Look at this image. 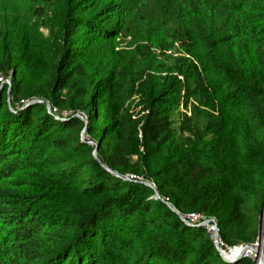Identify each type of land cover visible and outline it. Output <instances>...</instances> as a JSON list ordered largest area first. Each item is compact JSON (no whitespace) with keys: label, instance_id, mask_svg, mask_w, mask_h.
<instances>
[{"label":"trees","instance_id":"trees-1","mask_svg":"<svg viewBox=\"0 0 264 264\" xmlns=\"http://www.w3.org/2000/svg\"><path fill=\"white\" fill-rule=\"evenodd\" d=\"M2 2L0 264H254L178 212L258 240L264 0Z\"/></svg>","mask_w":264,"mask_h":264},{"label":"built area","instance_id":"built-area-1","mask_svg":"<svg viewBox=\"0 0 264 264\" xmlns=\"http://www.w3.org/2000/svg\"><path fill=\"white\" fill-rule=\"evenodd\" d=\"M140 177L130 174L125 175V179L136 180ZM141 179V178H140ZM142 180V179H141ZM147 182V181H143ZM178 212V211H177ZM180 218L189 226H202L206 228L210 238L214 241L220 254L225 257L228 262H236L239 259L249 256L252 249L248 247V244L230 245L221 235V227L219 220L216 216H207L204 213L193 211L188 213L178 212ZM257 243V242H256ZM256 243H251L257 245Z\"/></svg>","mask_w":264,"mask_h":264},{"label":"rangeland","instance_id":"rangeland-1","mask_svg":"<svg viewBox=\"0 0 264 264\" xmlns=\"http://www.w3.org/2000/svg\"><path fill=\"white\" fill-rule=\"evenodd\" d=\"M11 3H13V6H15L17 9H19V10H23V8H25L26 6H27V4L29 3V0H3V2H2V6H5V7H10V4ZM37 21V18H33V20H32V22H36ZM132 36L131 35H127V36H125V37H121V38H119L118 40L120 41V43H119V46L117 47V49L119 50V49H127V48H130V47H132L131 45H132ZM169 54H171V53H169ZM2 56V55H1ZM0 56V57H1ZM160 57H164V56H160ZM3 83H5V84H7L8 85V87H9V90H12V88H13V80H12V76H8V77H5L4 78V80H3ZM26 85L28 84V85H31V84H33V82L31 81V79L28 81H26V83H25ZM24 102H23V104H34V103H36V102H43L44 100H42V99H38V98H35V97H32V98H29V99H24L23 100ZM127 105H128V103H127ZM48 106V108H49V110H51V106L48 104L47 105ZM131 111H133V112H136L135 111V109L132 107V110ZM184 111V108H181V109H176L174 112H173V114H172V116H173V119H174V125L176 126V127H178L179 126V124L181 123V121H183V119H184V114H186V113H184L183 112ZM187 111V114H188V116H191V115H193V113H192V110H191V108H189L188 110H186ZM135 115H134V118H136L137 117V113H134ZM77 115H78V117H80L81 119H83L84 121H85V128H84V130H83V133H82V138L83 139H90V132H88L87 133V129H88V127H87V125L89 124V122H90V117H89V113H87V112H84V111H79L78 113H77ZM174 126V127H175ZM90 143L91 144H96V142L95 141H93V140H91L90 141ZM97 157H98V154H97ZM134 159H137V155H134ZM116 175V174H115ZM125 176V175H124ZM149 183H151V185L153 184V186L155 187V188H153V189H157L156 188V185H155V183H153L152 181H148ZM156 195V194H155ZM239 244H242V243H238V244H236V245H239ZM243 244H245V243H243ZM248 244V243H247ZM249 244H251V243H249ZM255 248H257V249H255ZM255 248H253V251L250 253V255L248 256V257H251L253 260H254V264H255V259H256V264H261V254H260V250H259V247L256 245L255 246ZM257 250V251H256ZM258 252V253H257ZM239 261V260H238Z\"/></svg>","mask_w":264,"mask_h":264},{"label":"water","instance_id":"water-1","mask_svg":"<svg viewBox=\"0 0 264 264\" xmlns=\"http://www.w3.org/2000/svg\"><path fill=\"white\" fill-rule=\"evenodd\" d=\"M94 154H95V156L97 157V154H98V145H96V149H95V152H94ZM110 172H112L113 174H116V175H118V176H121V177H124L125 178V176H122L121 174H119V173H117L116 171H113L112 169H110V168H108L106 165H104ZM147 185H149V186H151V187H153V188H155L154 186H153V184L151 185V183H149L148 181L147 182H145ZM156 190V195H157V197L158 198H160V199H162V200H164L162 197H161V195H160V193H159V191L157 190V189H155ZM169 204V203H168ZM170 205V204H169ZM172 209L174 210V211H177L174 207H172ZM257 246L259 247V252H260V254H261V264H264V213L262 214V216H261V225H260V233H259V237H258V240H257ZM248 247H250L251 249H253V248H255V245H253V244H248ZM257 251V250H256ZM258 253V252H257ZM226 261H228L225 257H223ZM255 264H256V259H255Z\"/></svg>","mask_w":264,"mask_h":264},{"label":"bare ground","instance_id":"bare-ground-1","mask_svg":"<svg viewBox=\"0 0 264 264\" xmlns=\"http://www.w3.org/2000/svg\"><path fill=\"white\" fill-rule=\"evenodd\" d=\"M255 249H257V248H255ZM252 251H253V249H252Z\"/></svg>","mask_w":264,"mask_h":264}]
</instances>
